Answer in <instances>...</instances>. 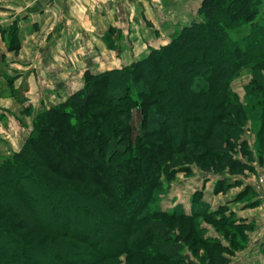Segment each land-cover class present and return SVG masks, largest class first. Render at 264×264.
<instances>
[{
  "label": "rangeland",
  "instance_id": "374dc122",
  "mask_svg": "<svg viewBox=\"0 0 264 264\" xmlns=\"http://www.w3.org/2000/svg\"><path fill=\"white\" fill-rule=\"evenodd\" d=\"M12 1L15 0H0V3L10 4ZM39 1L43 3L44 0ZM124 1V3L123 0L118 1L119 6L126 4L124 8H122L123 6L119 8V24L117 26L110 24L109 27L101 26L98 34L99 43L94 41V48H98L99 57H95V52L93 55L89 54L90 56L86 53L92 47L90 41H54L53 38L50 41L48 35L35 40L32 39L33 42H30L32 43L30 45L27 41L22 52L17 53V50H14L15 52L9 53L8 56L6 47L11 48L12 39L8 36L6 40H3L2 49L5 54L0 60V161L6 157L12 158V155L19 152L28 139L34 136L36 123L41 120L43 113L65 103L70 96L83 89L86 74H103L107 71L128 67L144 60L151 52H160L168 46L167 52L171 54L167 58L172 62L163 66L166 59L160 58L151 77L152 80L156 79L157 81V90L159 87L161 92L163 90L168 95L165 97L156 95L150 99L155 103L156 101H163L166 109L170 110L168 116L170 125L166 128V132L175 137V144L170 145L173 147L172 150L165 149V146L149 147L152 152L159 153L166 159L164 163L166 171L169 170L168 168L177 169L174 178L157 190L166 192L161 196V207L162 209H171L173 205L182 204L185 210L189 211L193 204L196 206L201 204V210L210 212L212 219H208L205 215L199 216L194 225L203 230L199 232L202 240L207 242L208 248L213 249L215 253H218V256L211 250L199 245L196 241L198 236L192 235L188 238L183 252L194 264H213V261H215L214 264H264L263 51L258 49L256 54L255 52L250 53L246 61L247 64L234 69L226 84L229 91V95L226 97L227 101L235 104L244 113L243 125L236 133V139L230 141L231 146L228 149L233 158L247 168L241 175L236 176L228 172L201 170L200 163L198 160H194L192 155L191 159L181 162L183 161L181 160L183 158L182 148L178 147L179 135L183 132L181 126L184 124L181 116L193 114L189 116L192 119H189L187 124L189 126L187 138L192 141L185 144L183 148L188 147L186 149L191 151L189 147L194 145L196 150H202L203 157L199 161L205 166L210 161L215 162L218 160V156L210 152L209 148H205L203 142L194 143L193 139H198L200 131L205 132L202 129L204 127L201 126L203 124L196 123L198 118H207V124L212 120V115H214L213 99H215L213 96H216L217 93L212 91L208 99L194 98L192 95L186 97L182 94H174L173 96L169 94L172 89L171 80L175 79L178 84L189 75L190 70H198L197 64H193L195 61L193 56L199 55L198 49L201 50V46L204 44H212V39L207 38L209 30L207 33L205 28L198 29L195 26V24L206 21L202 13L206 2L205 0ZM63 4L57 5L63 7ZM144 4H147L148 9L144 8L148 14L146 18L144 9H141ZM81 5H83L82 2ZM5 6L4 9L0 8V11L11 13L12 10ZM76 8V12L80 10L78 7ZM263 22L264 3L258 8L256 15L238 28L240 38L255 33V41L263 40L264 30L259 32L255 28V25H262ZM180 32H183L184 36L196 32L191 37V49L181 50L178 48V42L172 44ZM28 46L32 48V51L27 49ZM36 46L38 48L44 46L45 49L43 50H48L50 53H40L43 55L36 56L35 53L39 52L35 49ZM74 47L83 50L81 57L84 56L83 62L85 64L88 61L94 62V71H90L89 66L81 78H78L79 74L75 71L73 64L75 59H79V51H73ZM219 47L221 52L225 53L222 56L227 57L230 61L234 59L229 48H224L222 44ZM97 59L99 62L95 66ZM212 59L213 64L211 65L216 67L223 62L224 58L220 54L214 53ZM154 62L155 59H152L150 64ZM64 63L67 67L72 66L74 69L71 72H69L70 70L66 71L63 69ZM208 68L209 66H204L203 71ZM140 70L137 67L134 72H141ZM145 72L147 74V71ZM32 73L37 74V76L33 75L32 78ZM49 91L55 96L47 94ZM57 93L58 95L59 93L64 94L65 99L62 96L57 97ZM44 96L52 97L55 103L47 106L41 104L40 99ZM182 104L192 108V113L187 114L186 110L181 107ZM237 108L234 109L237 110ZM66 109L69 110L70 108ZM96 110L99 111V109ZM140 113L131 107L130 117L126 116L125 118L124 114L122 119L124 121L128 118L131 125L138 126L142 116ZM222 121L229 126L236 123L235 120L227 117H223ZM228 130L235 131L233 128H228ZM163 139V136H155L151 140L161 141ZM22 162L19 161L17 164L22 167V171L19 170L18 173L23 172V178L19 176L17 180L21 184L27 185L29 188L27 191L39 201L34 204V208L21 203L25 206L20 204L17 214L0 210V220L5 222L6 227L15 222L26 225L27 228L24 231L16 230L14 233L21 243L32 244L30 246L32 253L38 254L37 257L41 258L40 261L43 264H68L65 259L59 260L57 254H61L64 258L73 250L90 252L88 246L66 235L65 229L59 225L61 220L70 219L71 230L74 227L80 229L97 228L99 237L103 236L105 239L108 237L113 224L112 219L106 220L102 216L104 208L113 204L111 199L96 194L93 187H86L79 182L55 176L46 171L45 167H35V165L29 164L27 168L22 166ZM13 172L12 170L0 171V194L3 196H9L8 194L12 191L20 192L19 186L14 183L11 176H8ZM32 172L42 173L43 178L29 177ZM162 178H164V174ZM255 198H258V204L255 203ZM19 216L22 217V220ZM137 218L138 223L145 220L143 214ZM213 218H221L225 224L215 225ZM168 223L172 226H178L182 233L187 228L186 223L176 219L169 220ZM1 246H6L12 250L16 249L15 243L6 236L1 237ZM43 247H47L45 254L39 250ZM129 263L126 255H122L113 261V264ZM136 263L175 264L171 262H144L142 259Z\"/></svg>",
  "mask_w": 264,
  "mask_h": 264
},
{
  "label": "trees",
  "instance_id": "16d2710c",
  "mask_svg": "<svg viewBox=\"0 0 264 264\" xmlns=\"http://www.w3.org/2000/svg\"><path fill=\"white\" fill-rule=\"evenodd\" d=\"M205 2L206 6L202 13L206 21L195 26L198 29L205 28L207 33L209 30L207 38L212 39V44H204L201 50L198 49L199 55L193 56L195 57L193 64H197L198 70H190L189 75L178 84L175 79L171 80L172 89L169 95L182 94L186 97L192 95L194 98L208 99L212 91L217 93L213 96L215 99L212 120L207 124V118H198L196 123L203 124L201 126L205 132L200 131L198 139L193 141L203 142L205 148H209L210 152L218 156V160L210 161L205 166L199 161L203 157L202 150H196L194 145L189 147L191 151L186 149L188 147L183 148L192 141L187 138L189 127L187 124L189 119H192L189 116L193 114L181 116L184 124L181 126L183 132L179 135L178 147L182 148L181 162L191 159L192 155V158L200 163L201 170L228 172L236 176L241 175L247 167L235 160L228 148L231 146L230 141L236 139V133L243 125L244 113L235 104L227 101L229 91L226 84L234 69L247 64L250 53L256 54L258 49L264 53V39L260 42L255 41V33L240 38L238 30L257 14L264 0H205ZM263 23L255 25L256 31L264 30ZM194 33L196 32L184 36L183 32H180L172 44L178 42V48L181 50L191 49V37ZM220 44L224 48H229L230 54L234 57L232 61L222 56L225 53L221 52ZM167 47L160 52H151L144 60L128 67L103 74H86L83 89L70 96L65 103L43 113L41 120L36 123L34 136L30 137L12 158L6 157L0 161V171H14L8 176H11L20 190L12 191L9 196L0 194L1 211L17 214L18 206L25 204L33 207L39 201L27 191V185L18 182L19 176L23 178V172L18 173L19 170L22 171V167L17 164L19 161H23L24 167L28 168L29 164L45 167L46 171L55 176L93 187L96 194L113 201V204L104 208L102 216L106 220L112 219L109 238L99 237L97 228L74 227L71 230L70 219L59 221L66 235L88 246L90 250L70 251L66 255L69 258L57 254L59 260L65 259L68 264H113L114 260L126 255L129 264H139L136 262L141 259L144 262L194 264L183 252L188 238L192 235L198 236L196 241L199 245L215 253L213 249L208 248L207 242L202 240L199 232L203 230L194 225L199 216L205 215L212 219L210 212L201 210V204L198 206L193 204L189 211H186L182 204L174 205L171 209H162L161 196L166 192L157 191L172 180L177 171L171 168L166 171L164 166L166 159L149 148L165 146V149L172 150L175 144V137L166 132L170 125L168 121L170 110L166 109L163 101L156 103L150 101L156 95L164 97L168 95L163 90L161 92L159 87L157 90V81L151 78L160 58L166 59L163 66L172 62L167 58L171 54L167 52ZM214 53L224 58L216 67L211 65ZM152 59H155V62L150 64ZM204 66L209 68L203 71ZM137 67L141 72H134ZM68 107L69 110L66 109ZM131 107L141 112L138 126L131 125L128 118L124 121L122 119L124 114L125 118L130 117ZM181 107L187 114L192 113V108L188 105L182 104ZM223 117L233 119L236 123L229 126L222 121ZM155 136H163L164 139L152 141V137ZM32 176L35 179L43 178V174L39 172H32L29 177ZM26 177L28 178V175ZM255 203L257 204L256 201ZM140 214L145 216V220L138 223L137 217ZM19 218L22 220V217ZM173 219L186 223L184 233L178 226L168 223ZM213 221L215 225L225 224L221 218H213ZM26 228L21 222H15L7 227L5 222H1L0 239L6 236L15 243L16 249L1 246L0 264H43L41 258L37 257L38 254L32 253L30 247L32 244L21 243L14 233L16 230L24 231ZM39 250L45 254L47 247ZM215 254L218 256V253Z\"/></svg>",
  "mask_w": 264,
  "mask_h": 264
},
{
  "label": "crops",
  "instance_id": "0c3cea01",
  "mask_svg": "<svg viewBox=\"0 0 264 264\" xmlns=\"http://www.w3.org/2000/svg\"><path fill=\"white\" fill-rule=\"evenodd\" d=\"M118 1L119 0H65L64 2V0H44L43 3H40L41 1L39 0H15L10 4L0 3L1 9H4V5H6V8L12 10L11 13L4 12L3 10L0 11V60H2V56L5 54L2 49V45L4 44L3 40H6L8 36L12 39V44H10L11 48L6 45V53L8 56L10 55L9 53L13 54L16 50L17 53L20 51L22 52V50L25 49L24 47L27 41L28 45H30L32 44L30 42H33L32 39L35 40L36 38H42V36L48 35L50 41L52 38L54 41H90L92 47L89 50L92 52L88 50L86 53L90 56L95 52V57H99L98 48L96 49L94 46L96 42L99 43L98 34L101 30V26L105 25L109 27L110 24L117 26L119 24L118 16H120L119 8H121V6L124 8L126 5L123 4L119 6ZM81 2L83 5H81ZM124 2L123 0V3ZM61 3H64L63 7L57 5ZM142 6L143 8L141 9H147V4ZM76 7L80 9L77 12ZM145 9L144 16L146 18L148 14ZM45 47L47 48V46ZM27 49L32 51V48L29 46ZM35 49L39 51L35 53L36 56L50 53L48 50H43L45 49L44 46L43 48H38L36 46ZM73 51H79V59H75V63H73L75 65V71L79 74L78 78H81V75L89 69V66L90 71H94V62L90 63V61H88L87 64L83 62L84 56L81 57V55H83L81 51L83 50L74 47ZM22 55L24 54L22 53ZM98 62L99 59L95 61V66ZM74 67H67L65 63L63 65V69L66 71L70 70L69 72H71ZM33 75L32 73V78ZM35 75L37 76V74ZM47 94L53 97L55 96L50 91ZM56 96L59 98L62 96V98L65 99V95L62 93H59V95L57 93ZM40 100V103L45 106L55 103L52 97L47 98V96H44ZM255 201H259L258 198H255Z\"/></svg>",
  "mask_w": 264,
  "mask_h": 264
}]
</instances>
